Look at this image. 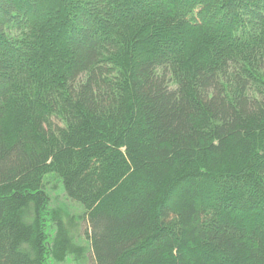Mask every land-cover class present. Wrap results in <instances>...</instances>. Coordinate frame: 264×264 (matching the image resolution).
Listing matches in <instances>:
<instances>
[{"label": "trees", "instance_id": "trees-1", "mask_svg": "<svg viewBox=\"0 0 264 264\" xmlns=\"http://www.w3.org/2000/svg\"><path fill=\"white\" fill-rule=\"evenodd\" d=\"M50 175L97 264H264V0H0V264L83 255Z\"/></svg>", "mask_w": 264, "mask_h": 264}, {"label": "rangeland", "instance_id": "rangeland-1", "mask_svg": "<svg viewBox=\"0 0 264 264\" xmlns=\"http://www.w3.org/2000/svg\"><path fill=\"white\" fill-rule=\"evenodd\" d=\"M47 182L48 193L52 199L51 207H59L66 211L72 220L79 221L74 229L75 240L79 248L85 249L80 258L69 256L65 261L57 262L49 257L47 264H97L90 239H88L86 235V231L88 230L90 232L91 230L88 218L85 215L84 207L78 202L68 198L63 189L62 183L56 176L50 175L47 178Z\"/></svg>", "mask_w": 264, "mask_h": 264}]
</instances>
